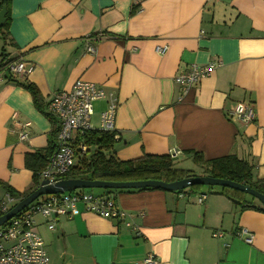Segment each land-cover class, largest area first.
Segmentation results:
<instances>
[{
	"label": "crops",
	"instance_id": "1",
	"mask_svg": "<svg viewBox=\"0 0 264 264\" xmlns=\"http://www.w3.org/2000/svg\"><path fill=\"white\" fill-rule=\"evenodd\" d=\"M131 6L132 0H10L0 64L21 57L33 70L26 80L0 71V183L19 193L32 186L25 156L54 138L46 106L78 79L117 98L116 159L176 151L174 161L186 166L176 169L201 173L192 153L205 160L234 155L264 181V0H145L134 14ZM98 33L106 37L95 42ZM164 45L165 54H156ZM214 61L222 65L182 94L174 77ZM27 84L37 89L41 110ZM237 103L253 106V121L229 119ZM104 108L103 101L93 105V127ZM23 125L27 140L19 141ZM219 193L116 192L123 220L79 205L53 231L40 216L33 229L48 264H145L148 255L155 264H264V213L240 210ZM6 194L0 186V201ZM237 229L251 233L252 243L236 237ZM214 231L223 236L212 237Z\"/></svg>",
	"mask_w": 264,
	"mask_h": 264
},
{
	"label": "built area",
	"instance_id": "2",
	"mask_svg": "<svg viewBox=\"0 0 264 264\" xmlns=\"http://www.w3.org/2000/svg\"><path fill=\"white\" fill-rule=\"evenodd\" d=\"M103 33L91 37L95 42L104 39ZM87 52L94 54L95 48L87 46ZM167 46H157L155 53L163 55ZM222 63L210 62L205 66L191 64L185 72L174 77V82L181 87L185 94L193 86L211 73ZM5 70L10 77L26 80L31 74L33 66L26 63L21 57L8 60L3 63L0 71ZM2 78L0 77V81ZM103 101L105 108L99 114L97 127L91 125L93 105ZM117 109V98L114 93L108 92L94 83L76 80L69 91L56 92L52 95L46 106V115L55 121L57 132L54 140V150L44 167L38 174V187L45 182L52 185L65 179L64 176L74 166L79 156L85 155L88 147L79 139L90 131H100L115 134L114 123ZM254 109L251 104L237 103L229 113V119L241 123H250L254 120ZM23 130L19 132V141L27 140V134ZM169 157L174 159L179 152H169ZM205 199L204 194H198V203ZM14 203L13 198L6 194L0 201V216L9 211V205ZM84 207L85 211L103 219L123 220L127 215L119 210L112 195L107 193L92 194L85 190L47 195L38 197L23 211L9 219L0 226V264H48V256L42 239L34 232L35 217L46 219L47 229L54 230L58 218L73 217L78 206ZM127 226H131L126 224ZM134 232L137 227L131 226ZM221 231H214L212 237L221 238ZM235 236L242 239L246 244H251L253 236L245 229H237ZM145 264H155L151 255L144 260Z\"/></svg>",
	"mask_w": 264,
	"mask_h": 264
},
{
	"label": "trees",
	"instance_id": "3",
	"mask_svg": "<svg viewBox=\"0 0 264 264\" xmlns=\"http://www.w3.org/2000/svg\"><path fill=\"white\" fill-rule=\"evenodd\" d=\"M143 1L145 0H132L130 13L134 14L138 10L139 4ZM3 5L6 7V15L5 22L0 27V38L5 42L8 38L10 0H1L0 9ZM4 62L3 58L0 68ZM23 86L30 93L36 108L41 110V107L38 105L39 97L37 89L31 84ZM49 120L53 125L50 133L51 137H54L53 140L48 142L45 149L34 151L25 156L24 165L25 168L32 173V186L28 190L19 193L0 183V186H2L4 191L13 198L15 204L27 197L38 187V174L44 169L54 150V140L57 128L54 119L49 118ZM80 140L88 147V150L85 155L78 157L73 168L65 174V179H82L103 182L157 180L170 183L190 176H195L192 171L176 169L173 166L175 159L170 158L169 155L153 156L143 154L139 158L125 161L116 159L111 153L117 140L113 133L90 131L85 133L79 141ZM192 156L195 165L201 169V176L242 184L264 195V181L253 179L252 170L254 166L246 160L239 159L234 155L211 160H205L201 155L195 153H192ZM201 187L202 186H193L182 191L190 190L193 192H199ZM100 190L102 193L110 195L113 193L111 192L112 190ZM138 190L152 189L146 188ZM219 190V194L225 195L234 204L238 205L240 210L251 209L264 213V208L260 203L257 202V205L254 204L255 201L253 197L227 187H220ZM122 191L131 190H117L115 193ZM182 191L174 193H180ZM14 205H12L11 208Z\"/></svg>",
	"mask_w": 264,
	"mask_h": 264
},
{
	"label": "water",
	"instance_id": "4",
	"mask_svg": "<svg viewBox=\"0 0 264 264\" xmlns=\"http://www.w3.org/2000/svg\"><path fill=\"white\" fill-rule=\"evenodd\" d=\"M6 7L3 5L0 9V27L5 22ZM193 186L208 187H227L245 193L256 199L264 208V195L251 189L248 186L238 184L228 180L214 179L207 176H190L184 179L176 180L170 183L146 180L133 182H103L88 181L82 179H63L55 184L46 185L45 182L37 187L31 194L17 202L8 212L0 216V226L9 219L23 211L40 196L57 195L74 190L102 189V190H138V189H159L166 192H178Z\"/></svg>",
	"mask_w": 264,
	"mask_h": 264
},
{
	"label": "rangeland",
	"instance_id": "5",
	"mask_svg": "<svg viewBox=\"0 0 264 264\" xmlns=\"http://www.w3.org/2000/svg\"><path fill=\"white\" fill-rule=\"evenodd\" d=\"M93 122H94V118H93ZM97 126V125H96ZM173 166L175 167V168H183V169H186V166L185 165H181L180 164V162H176V161H174L173 162ZM194 172H193V174L195 175V176H201V173L199 172V171H197L195 168H194ZM201 189H203L204 191H209V189H220V187H208V186H202L201 187ZM86 192H88V193H92V194H97V193H102V191L100 190V189H92V190H89V189H86L85 190ZM115 191H117V190H112L111 192H113V193H115ZM254 201L255 202H258L256 199H254ZM259 203V202H258ZM15 203H13L12 205H14ZM12 205H9V208L11 209V206ZM9 209V210H10Z\"/></svg>",
	"mask_w": 264,
	"mask_h": 264
}]
</instances>
